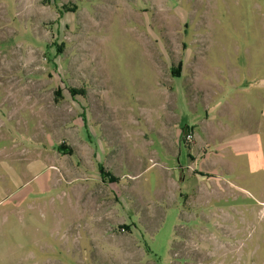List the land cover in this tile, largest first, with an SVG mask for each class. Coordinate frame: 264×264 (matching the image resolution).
Segmentation results:
<instances>
[{
    "label": "rangeland",
    "instance_id": "rangeland-1",
    "mask_svg": "<svg viewBox=\"0 0 264 264\" xmlns=\"http://www.w3.org/2000/svg\"><path fill=\"white\" fill-rule=\"evenodd\" d=\"M0 264H264V0H0Z\"/></svg>",
    "mask_w": 264,
    "mask_h": 264
},
{
    "label": "crops",
    "instance_id": "crops-1",
    "mask_svg": "<svg viewBox=\"0 0 264 264\" xmlns=\"http://www.w3.org/2000/svg\"><path fill=\"white\" fill-rule=\"evenodd\" d=\"M243 79L240 81H236L239 83V85H234L232 88L234 89L235 94H247L250 91V88L243 84ZM245 96V95H244ZM249 106L251 105L254 108V104L252 102H248ZM247 110V109H246ZM245 110V111H246ZM244 121L243 119H241ZM225 124L227 126H238L239 131L231 133L230 137L226 138L225 140L219 142L216 146L217 150L220 149V151L226 155H244V154H253L257 153L261 150V137L258 131L250 130L244 128L246 126L245 122H241L240 120H236L235 118L225 120ZM216 145V144H214ZM27 171L31 173L32 178H35V165L28 166ZM20 174V181L16 182H22L23 185H26L28 181H23V176L21 172H17V174ZM28 173V174H29ZM29 176V175H27ZM31 187V190L34 191V186L28 185Z\"/></svg>",
    "mask_w": 264,
    "mask_h": 264
},
{
    "label": "trees",
    "instance_id": "trees-1",
    "mask_svg": "<svg viewBox=\"0 0 264 264\" xmlns=\"http://www.w3.org/2000/svg\"><path fill=\"white\" fill-rule=\"evenodd\" d=\"M180 69L181 68L178 67L177 69H175V71L179 73L180 72ZM71 91L75 92V90H73V89ZM99 168L101 170V174L103 175V177H105L106 174L103 172V170H102L103 169V166L101 164L99 165ZM111 179L113 180L114 178L111 176Z\"/></svg>",
    "mask_w": 264,
    "mask_h": 264
}]
</instances>
